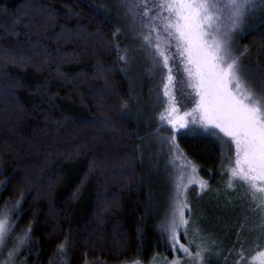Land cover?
<instances>
[{
    "label": "trees",
    "instance_id": "16d2710c",
    "mask_svg": "<svg viewBox=\"0 0 264 264\" xmlns=\"http://www.w3.org/2000/svg\"><path fill=\"white\" fill-rule=\"evenodd\" d=\"M116 28L87 0H0V182L7 183L0 211L21 201L0 263L28 228L32 240L12 264L148 263L173 255L160 229L170 177L144 157L143 138L156 125L144 131L130 115L136 90ZM238 43V54L247 47L264 75V27L247 29ZM178 138L208 182L187 195L188 218L216 242L207 264H256L250 257L264 249V228L250 220L247 198L234 207L221 199L228 176L220 144ZM62 243L68 251L58 255Z\"/></svg>",
    "mask_w": 264,
    "mask_h": 264
},
{
    "label": "snow or ice",
    "instance_id": "6c2138e0",
    "mask_svg": "<svg viewBox=\"0 0 264 264\" xmlns=\"http://www.w3.org/2000/svg\"><path fill=\"white\" fill-rule=\"evenodd\" d=\"M121 7L131 17L133 29L138 27L134 35L139 47L161 76L163 100L157 132L163 128L169 135L160 140L168 145L173 163L177 159L184 162L176 177L171 212L160 226L170 250L183 255L166 264H186V260L204 264L205 255L212 253L216 242L192 226L185 210L190 211L188 185L199 184L203 190L208 182L196 176L197 166L187 159L178 137L214 138L222 148V167L227 161V186L233 188L237 182L246 186L245 195L251 197L255 210L264 213V75L259 82L250 78L251 69L242 61L247 47L239 54L234 48L235 36L245 30L250 15L264 10V0H121ZM261 27L264 15L248 25L253 31ZM120 32L117 27L113 36ZM114 46L119 50V43ZM127 52L125 48L121 60L127 61ZM225 146L231 156L224 154ZM0 190H7V183L0 182ZM20 203L14 201L9 210L6 202L0 211V246L7 247L15 235L11 216ZM260 227L264 228V219ZM30 232L28 228L16 236L8 251L10 259L32 240ZM67 251L62 243L57 254ZM250 260L264 264V249Z\"/></svg>",
    "mask_w": 264,
    "mask_h": 264
},
{
    "label": "rangeland",
    "instance_id": "374dc122",
    "mask_svg": "<svg viewBox=\"0 0 264 264\" xmlns=\"http://www.w3.org/2000/svg\"><path fill=\"white\" fill-rule=\"evenodd\" d=\"M99 7L104 15L115 21L117 23V27L121 28V32L118 33L122 38V51L127 48V61H123L124 64V73L131 84V86L136 90V93L133 95V106L130 111V115L136 119L140 123V127L142 130L146 131L151 127H155L156 130L153 134L147 135L143 138V145H144V157L148 162L150 159H156L160 166L163 168V171L168 173L170 177L171 183V194H170V205L169 211L166 218L169 216L172 205H173V196L175 193V181L176 177L179 175L180 170L183 166V161L177 159L175 163L172 162L173 154L169 152L168 145L166 143H162L160 140L161 136H167L169 133L167 130L161 128V131L157 132V126L159 124V114L162 111V100H163V88L161 84V76L159 73L155 72L151 65V59L146 54V52L139 47L140 41L137 36L134 35V31H138V27L134 30L131 23V17L125 15L124 9L121 7V0H87ZM264 10L258 11L253 15H250L246 22H245V30L239 34H237L234 38V48L237 50L238 54V47H239V39L242 34L249 29L248 25L253 24L261 14H263ZM250 56L244 55L242 57L243 63L251 69L250 78L255 79L257 82L260 80V74L257 73L258 71L253 66V60L249 58ZM178 63V61H177ZM253 66V67H252ZM257 71V72H256ZM175 72V68H174ZM179 142V138H178ZM181 147V145H180ZM184 151V150H183ZM185 153V152H184ZM186 155V153H185ZM232 153L228 152V156H231ZM187 159L194 163L188 156L186 155ZM149 159V160H148ZM195 164V163H194ZM196 165V164H195ZM197 166V165H196ZM227 168V165H226ZM190 172V169H188ZM196 176L199 179L205 180L201 177L199 173V168L197 166ZM187 183V180H185ZM227 183V182H226ZM196 187L199 189V192H203L205 188L202 190L199 184H190L188 185V189L186 192V196L188 195V191L190 188ZM247 192V188H239L237 185L233 188H229L226 184L225 191L222 194L223 197L221 199L224 202L229 203L228 206L234 207L235 202L238 203L239 201H244L247 198L248 206H253L254 209L251 212L250 217L254 224L261 223L262 219H264V213L255 210V204L252 202L251 197L249 195H245ZM246 201V200H245ZM187 204H188V196H187ZM225 208V207H224ZM188 209L185 210V216L188 218ZM13 216V215H12ZM11 216V218H12ZM165 218V219H166ZM165 219L162 221L161 225L164 223ZM189 219V218H188ZM190 220V219H189ZM192 220V219H191ZM193 227H199L196 223L192 221ZM251 222V221H249ZM201 234L205 237H209L211 240V235L202 227ZM161 229V228H160ZM191 238V237H190ZM181 242H184L181 238ZM4 250L3 246H0V256ZM10 250V249H9ZM5 253L4 258L1 260L0 264H12L13 258L8 257V251ZM194 250V249H193ZM183 254L180 252H174L171 257H167L164 255H160L154 258L152 261L148 263H143L139 261L130 262L126 264H166V261H171L176 256H182ZM205 255L204 264H207V256ZM257 264V262H255ZM186 264H190L186 260Z\"/></svg>",
    "mask_w": 264,
    "mask_h": 264
}]
</instances>
